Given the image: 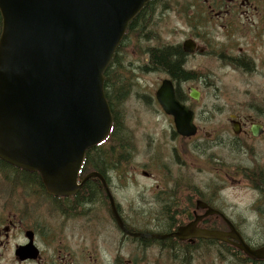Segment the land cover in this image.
I'll return each mask as SVG.
<instances>
[{
  "label": "flooded vegetation",
  "instance_id": "1",
  "mask_svg": "<svg viewBox=\"0 0 264 264\" xmlns=\"http://www.w3.org/2000/svg\"><path fill=\"white\" fill-rule=\"evenodd\" d=\"M179 2H191L184 42L169 36L162 40L163 31L155 32L158 42L154 37L145 42L146 32H130L126 38L134 75L131 109L160 106L156 94L169 79L177 98L195 111L199 131L194 137H181L173 117L167 116L171 141L167 144L152 137L150 142L157 144L155 149L170 163L181 157L193 165L196 157L191 149L205 146L196 142L203 130L197 119L202 88L210 90L227 77L240 87L243 100L238 110L227 114L225 128L234 141L222 144L238 156L252 158V163L238 167L237 176L230 175L225 164L221 179L213 176V180H197L196 175L179 170L154 174L142 168L141 178L111 171L104 175L111 196L98 178L88 179L72 195L55 196L46 190H22V176L17 175L14 190H0V264H264V257L245 251L246 246L264 248V0ZM140 41L180 47L185 54L183 68L191 77L178 79L153 68L150 53L142 52ZM188 41L190 51L185 48ZM149 85V98L134 94L135 88ZM194 88L200 92L199 101L190 97ZM129 120L126 134L133 135L140 118L131 114ZM232 120L239 128L237 135ZM253 127L258 129L256 136ZM212 134L207 133L210 138ZM149 159L154 162V157ZM86 175L79 177V183ZM0 178L4 182L8 177ZM225 178L255 193L245 212L226 205L222 194ZM91 179L99 190L87 199L82 189ZM131 186L135 193L127 191ZM123 191L128 195L118 197Z\"/></svg>",
  "mask_w": 264,
  "mask_h": 264
},
{
  "label": "water",
  "instance_id": "2",
  "mask_svg": "<svg viewBox=\"0 0 264 264\" xmlns=\"http://www.w3.org/2000/svg\"><path fill=\"white\" fill-rule=\"evenodd\" d=\"M151 1L0 0V160L38 173L55 196L72 195L90 178L102 180L110 195L103 175L92 172L80 184V171L87 151L113 127L105 72ZM191 97L199 100V91ZM157 99L179 134H197L195 112L178 100L170 80ZM245 251L264 257V248Z\"/></svg>",
  "mask_w": 264,
  "mask_h": 264
},
{
  "label": "rangeland",
  "instance_id": "3",
  "mask_svg": "<svg viewBox=\"0 0 264 264\" xmlns=\"http://www.w3.org/2000/svg\"><path fill=\"white\" fill-rule=\"evenodd\" d=\"M161 2H164V0ZM190 3L191 2H179V0L164 2V7H160L156 10L152 18L154 30L150 31H163L164 36L162 40H168L169 38L167 36H169L170 38L175 37L177 41L184 42L189 33L187 24L191 21ZM186 22L187 24H185ZM122 57H124V61L126 62L128 58L127 55H123ZM147 79L150 83L151 78ZM202 90L204 96L197 111L198 120L202 117L199 120V124L203 127V130H200L196 142L204 143L208 148L204 151L196 147L191 149L196 157L195 164L190 165L181 157L174 163H170L168 159H164L162 151L155 149L157 144L155 143V146H153L150 141L153 139L152 137L156 140L164 139L166 143L171 141L170 135L168 134V129L171 127L170 121L162 112H158L156 108L152 110H150V108H137L133 112L131 109V99H126L117 106V112L122 118L121 129L123 131L127 130V128L130 130L129 117L131 114H135L140 118L139 128L138 130H132L134 132L133 135L130 134L129 149L131 152L129 151L130 158L126 162L128 163V168L125 170L117 169L111 174H134L139 175V178H141L140 176L143 174L142 168H145L154 174L180 172L181 174L196 175L197 180H213V176L221 179L223 169L226 167L225 164H228L230 175L232 176L240 174L239 169H237L238 167L250 165L249 163H252V158L238 156L235 153L236 151L233 152L230 147L222 144L234 141L232 135L227 132L225 127L228 125L226 122L228 112L233 109L238 110L239 104L243 100L240 87L228 82L227 77H223L222 80L217 82L210 90H206V88H202ZM151 91V85L134 89V93L138 92L140 95H145L148 98ZM205 106L207 107V111L203 110ZM135 122L138 123V120H135ZM205 130L213 133L211 135L212 138L207 135L209 132ZM162 149H164V147ZM150 156L154 157V162L150 161ZM153 164L157 167H154L155 165ZM147 166H149V168ZM177 170H179V172ZM0 176L4 175L0 173ZM2 180L3 179L0 178V181ZM141 180L142 179H140V181ZM223 185L224 190L222 194L227 206L237 208L236 211L238 212H245V208L253 203L255 193L248 189L246 185L236 182L234 179L227 178H225V183ZM0 190H8L5 183H0ZM127 191L135 193V188L131 186ZM127 191H123L117 196H127Z\"/></svg>",
  "mask_w": 264,
  "mask_h": 264
},
{
  "label": "trees",
  "instance_id": "4",
  "mask_svg": "<svg viewBox=\"0 0 264 264\" xmlns=\"http://www.w3.org/2000/svg\"><path fill=\"white\" fill-rule=\"evenodd\" d=\"M161 1L163 0L151 1L136 16V18L131 21L121 45L117 49L112 62L105 72V94L115 118L114 128L112 135L106 140V142L90 149L87 152L81 171V177L90 172H98L104 177L105 174L111 171L115 172L117 169L125 170L128 168V163L126 162L130 158V139L126 134V130L123 131L121 129L122 118L117 112V106L129 98V92L132 90L130 82L134 78L133 70L131 69L130 50L128 49L129 45L127 44L126 38L130 32H146L145 34H148V37L144 40L145 42L151 40L152 37H154L157 42L160 40L158 35L155 33L159 31L150 30H154L152 18L154 17L156 10L160 7H164V2H171V0H164V2ZM1 28L2 23L0 22V31ZM143 37L144 36H139L140 39ZM154 45L156 46L147 45L142 41L139 42V47L142 49V52L150 53V64L153 68L170 73L178 79L191 77V74L183 68L185 54L181 51L180 47L164 48L165 45L158 46L159 43ZM123 55H127L128 57L126 62L124 61V57H122ZM207 148L208 146L204 149L206 150ZM0 173L8 177L4 180V182L0 181V183L3 182L6 184L8 190L15 189L13 184L15 176L17 175L22 176V190H45L39 174L20 170L12 165H9L3 160H0ZM94 180L95 179L89 180V185L82 189L85 191L84 195L87 199L93 198L95 192L99 190L97 184L94 183Z\"/></svg>",
  "mask_w": 264,
  "mask_h": 264
}]
</instances>
